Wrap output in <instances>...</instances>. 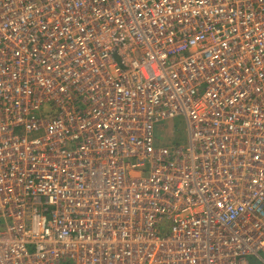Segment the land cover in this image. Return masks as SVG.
Listing matches in <instances>:
<instances>
[{
    "label": "built area",
    "instance_id": "obj_1",
    "mask_svg": "<svg viewBox=\"0 0 264 264\" xmlns=\"http://www.w3.org/2000/svg\"><path fill=\"white\" fill-rule=\"evenodd\" d=\"M263 255L264 0H0V264Z\"/></svg>",
    "mask_w": 264,
    "mask_h": 264
},
{
    "label": "rangeland",
    "instance_id": "obj_2",
    "mask_svg": "<svg viewBox=\"0 0 264 264\" xmlns=\"http://www.w3.org/2000/svg\"><path fill=\"white\" fill-rule=\"evenodd\" d=\"M155 137L158 144L173 146L186 140L185 123L182 116H176L155 126ZM264 259V255H263Z\"/></svg>",
    "mask_w": 264,
    "mask_h": 264
},
{
    "label": "clouds",
    "instance_id": "obj_3",
    "mask_svg": "<svg viewBox=\"0 0 264 264\" xmlns=\"http://www.w3.org/2000/svg\"><path fill=\"white\" fill-rule=\"evenodd\" d=\"M154 134H155V132H154Z\"/></svg>",
    "mask_w": 264,
    "mask_h": 264
},
{
    "label": "bare ground",
    "instance_id": "obj_4",
    "mask_svg": "<svg viewBox=\"0 0 264 264\" xmlns=\"http://www.w3.org/2000/svg\"><path fill=\"white\" fill-rule=\"evenodd\" d=\"M157 141V140H156Z\"/></svg>",
    "mask_w": 264,
    "mask_h": 264
}]
</instances>
